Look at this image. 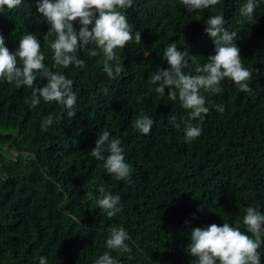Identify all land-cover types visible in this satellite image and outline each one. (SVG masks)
Masks as SVG:
<instances>
[{
    "label": "trees",
    "instance_id": "16d2710c",
    "mask_svg": "<svg viewBox=\"0 0 264 264\" xmlns=\"http://www.w3.org/2000/svg\"><path fill=\"white\" fill-rule=\"evenodd\" d=\"M39 2L22 0L0 13V35L10 51L22 35L40 39L46 66L73 80L76 115L68 118L54 102L30 108L25 101L32 89L0 82V264H39L41 256L48 264H94L107 251L112 227L131 236L126 241L131 260L129 254L110 253L119 264H193L187 245L194 228L239 221L244 231L248 206L264 213V4L250 24L239 15L246 0H221L215 12L193 13L179 0H134L126 16L141 43L120 51L124 71L110 80L97 63L102 57L83 52L78 53L82 69L52 67ZM217 13L227 30L237 33L234 43L244 66L260 73L253 71L251 92L226 79L220 93H202L210 111L202 122L192 121L178 100L168 99L167 88L161 98L148 78L168 68L163 52L173 42L196 57L193 67L214 55L204 27ZM45 83L38 78L35 86ZM214 105H222L223 113ZM53 113L61 118L42 130V120ZM141 113L154 121L148 135L132 126ZM172 116L179 129L169 123ZM189 123L202 128L190 143L183 132ZM105 130L122 142L131 183L107 174L103 162L90 155ZM100 185L120 197L122 211L112 218L97 205ZM259 251L264 264V246Z\"/></svg>",
    "mask_w": 264,
    "mask_h": 264
},
{
    "label": "clouds",
    "instance_id": "9594fccd",
    "mask_svg": "<svg viewBox=\"0 0 264 264\" xmlns=\"http://www.w3.org/2000/svg\"><path fill=\"white\" fill-rule=\"evenodd\" d=\"M221 0H179L180 5L188 13L201 12L206 9L216 10ZM22 0H0V13L17 8ZM134 0H40L37 11L48 25L44 41L52 51V67L67 69L70 66L84 68L85 61L78 53L83 52L89 57H102L97 63L110 80H116L124 71L120 63V51L129 43H141V34H133L128 23L127 9L133 6ZM264 4V0H246L239 8L243 20L254 24L255 10ZM200 18L197 17V20ZM222 13L209 15L204 32L212 39L214 55H210L202 65L193 62L196 57L190 54L183 45L178 48L176 42L169 44L163 56L168 68L159 69L148 78L149 85H155V92L163 98L165 89L170 101L180 103L188 112L192 121H203L210 109L206 106V97L202 93L217 94L222 91L221 84L229 80L242 92H251L249 81L253 71L242 62L240 48L234 43L236 32H229L225 27ZM75 24L79 25L77 30ZM54 36L55 39H49ZM183 48V50H181ZM45 55L41 50V41L33 33L22 35L18 47L10 51L0 35V82L25 86L32 89L31 96L25 101L30 108L37 107L41 102L56 103L61 106L68 118L76 115L77 95L73 91V80L53 71L46 64ZM188 69L189 71H186ZM40 79L46 80L43 86H35ZM105 94L108 89L104 88ZM223 113L222 105H214ZM61 117L55 113L42 120V130H47L54 119ZM169 123L180 128L176 117L172 116ZM154 121L141 113L133 121V128L143 135L150 134ZM185 142H192L202 134L199 124H186L184 129ZM121 140L112 137L105 130L97 135L95 147L90 155L103 162V169L118 181L131 183L132 166L126 162ZM107 153V155H105ZM100 197L97 200L99 209L112 218L122 211L119 195L105 191L103 185L97 188ZM241 222L235 226L228 222L223 225L215 223L206 228H194L191 232L187 251L193 257V264H261L260 249L264 246V213L256 206H248ZM131 240L129 233L122 227H112L105 241L104 251L94 264H119L110 253L112 250L129 254L132 249L126 241ZM39 264H48L47 258L41 256Z\"/></svg>",
    "mask_w": 264,
    "mask_h": 264
}]
</instances>
